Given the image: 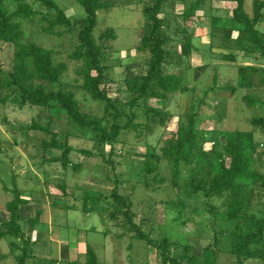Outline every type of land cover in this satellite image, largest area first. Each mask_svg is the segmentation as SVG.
<instances>
[{
    "label": "rangeland",
    "instance_id": "obj_1",
    "mask_svg": "<svg viewBox=\"0 0 264 264\" xmlns=\"http://www.w3.org/2000/svg\"><path fill=\"white\" fill-rule=\"evenodd\" d=\"M22 1L26 10L31 9L30 14L16 15L12 19L19 22L23 31L21 44L35 42L52 51L55 64H65L60 81L50 87L73 91L81 112L98 119L109 129L116 112L120 113V125L126 124L130 118L134 119L135 124L145 125L122 129L116 141L107 143L99 140L100 132L74 122L55 100L50 103L48 114L30 104L18 109L16 106H20L21 95L7 86V71H4L13 67L15 50L0 41V182L8 185L6 190L0 188V212L5 215L7 212L10 218L0 224V229L7 230L12 225L9 205L15 203L18 196L27 204L31 203L28 208L33 214L31 219L41 217L43 210L48 214L50 210L54 213L80 214L82 219L74 217L79 222L78 226L92 225L95 230L91 237L99 249H95L98 264H241L234 253L236 245L250 229L256 228L252 215L264 220V188L259 187L261 179L255 181L250 175L240 179L244 184L241 195L244 205L236 218H229L225 214L229 193L207 197L203 192L187 194L184 190L185 178L198 164L202 152L207 153L200 160L204 173L220 170V154L226 152L225 144L229 140L247 148L251 159L250 171H256L264 178V129L251 122L253 118L264 117V90L260 95L252 94L261 103L251 107L244 101L246 92L242 89L236 92L229 88L220 89L224 84L230 86L225 83V66L222 62L245 54L238 41L247 36L244 25L232 35L235 41L225 44L223 38L225 19H228L226 23L232 20L237 2L230 1L233 8L229 11L232 15L226 17L225 9L214 15L216 22L213 28L205 29L203 25L201 30L195 29L202 42L192 47L187 44L190 41L189 29L196 25L197 17L204 15L198 13L197 8L194 14L189 13L190 6L197 0L176 2L172 7L164 5L159 14L164 20L160 32L168 36L165 43L169 50L167 57L175 62L165 64L164 70L179 73L178 69L184 65L196 66L197 76L203 80L196 84L188 72L186 81L192 87L178 97L173 95L170 111L175 114L174 117L171 114L164 125L155 127L147 109L152 105L159 107L160 101L149 99L148 103L131 109L133 91L127 85L128 81L145 74L148 69L150 54L140 52L138 46L141 37L147 35L151 28L143 14L144 8L155 4V0H112L110 8L98 11L94 37L102 45V64L105 68L103 86L112 97L115 108L93 99L83 88L84 75L81 71L84 61L72 55L81 48L80 31L83 25L78 22L72 26L53 24L58 16L55 8L40 0ZM55 1L73 22L86 16L85 8L77 0ZM259 1L264 3V0ZM213 2L225 8L222 0ZM19 5L17 0H3V6L7 7L9 13L17 10ZM244 10L253 17L254 0H244ZM111 28L116 31L117 38L101 40V35ZM257 28L264 37V18ZM259 51L250 49V52H254L252 56L255 52L260 55ZM29 70H33L31 63ZM228 72L236 78V69H229ZM93 73L96 71L93 70ZM215 73L218 82L213 79ZM22 80L29 86L41 81L29 74L23 76ZM6 99L7 102L3 103ZM166 104L168 109L169 101ZM12 108H16L14 112ZM191 114L194 116L198 141L193 159L181 162L180 178L175 179L172 162L163 154L162 147L170 144L173 132L181 125L188 124ZM34 121L47 126L51 133L30 129ZM147 124L152 127L147 128ZM139 131L142 132L141 136L137 134ZM3 133H7L8 137ZM17 137L20 152L12 148V144H17L13 142ZM52 142L64 146H54ZM67 146L71 149L64 155ZM6 150L11 154L4 153ZM225 158L229 163L228 156ZM36 171L42 176L33 182L31 179ZM115 190L131 200L134 221L142 226L152 241L141 239L138 232L132 229L130 220L120 210L113 195ZM91 213L94 214L93 218L87 219ZM73 231L77 235L84 233L77 227H73ZM9 243V236L0 241V260L4 264L14 262L13 256L8 260L1 257L2 252H9ZM259 247L264 249V242L249 244L251 249ZM165 248L166 254L177 262H165ZM242 264H264V257L244 258Z\"/></svg>",
    "mask_w": 264,
    "mask_h": 264
},
{
    "label": "trees",
    "instance_id": "obj_2",
    "mask_svg": "<svg viewBox=\"0 0 264 264\" xmlns=\"http://www.w3.org/2000/svg\"><path fill=\"white\" fill-rule=\"evenodd\" d=\"M17 1L20 2L18 9L9 13L7 7L3 6V0H0V41L12 46L15 50V62L13 67L9 71L4 70V68H1V70L7 71L5 77L7 86L10 87L13 92L18 91L19 95H21V107H24L25 104H30L33 105L32 107L40 108L41 112L47 113L50 103L55 100L60 108L66 110L68 116L74 122L83 128H91L100 132L99 140L107 143L116 141L122 129H132V126L145 125L142 123L135 124L133 118L126 121V124L120 125L118 120L120 118V113L116 112L109 129L102 125L98 119L88 117L81 112L78 99L73 91L51 88L50 85L53 86L60 81L61 74L65 69V64H55L52 51L37 45L35 42L21 44L20 39L23 35V31L20 29L19 22H14L12 19L16 15H29L31 9L26 10V5L23 1ZM40 1L58 11V16L53 20V24L72 26L78 22L83 25L80 31L81 48L75 50L72 54L73 57L84 61L83 70L81 71L84 75L83 88L93 99L106 102L115 108L116 106L112 97L103 86L105 68L102 64V45L97 42L94 37V32L98 25V11L100 9L110 8L112 2L110 0H77L85 8L86 16L73 22L67 17L65 11L55 0ZM168 1L169 0H155V4L148 5L144 8L143 14L147 22L151 24V28L147 35L141 37L138 50L150 54L148 69L145 74L135 76L133 81L127 82L129 89L133 91V97L130 100L131 109L142 103H148L149 99H157L160 101L159 107L152 105L150 106L151 108L149 107L147 109V114L150 115L149 118L152 120V124L153 126L155 125V127L164 125L170 117L171 113L167 109L166 102L170 100L171 95L177 92H185L190 89L189 86L184 83L179 73H168L164 70L165 64H175V62L168 60L167 57L169 50L165 47V43L168 41V36H164L160 32L164 20L159 14ZM202 1L203 0H197L193 3L189 8L191 10L189 13L194 14V10ZM235 1L237 2V6L233 10V18L231 21L234 24H239L240 29L241 25H244L243 30L247 32V36L241 39L239 38V44L245 49L244 53L246 55H252L254 52H250V49H254L255 51L260 50V55L255 52L258 59L264 58V37L260 35L259 29L257 28V24L264 18V12L262 11L264 3L259 0H254V15L250 17L244 10V0ZM106 38H117L114 28L103 33L100 37L101 40ZM187 42L189 46H192L191 41ZM251 44L253 45L252 47H250ZM30 63L33 67L32 71L29 70ZM93 70L96 71L95 74ZM28 74L41 79V81L34 86H29L22 80L23 76ZM213 79L215 82H218L217 73H215ZM227 83L230 84V86L224 84L225 86H221L220 89L229 88L232 92L237 91V86L234 83ZM243 99L247 105L251 107L261 102L260 99L252 95V93L244 94ZM133 116H135V113H133ZM188 118H190L188 124L186 126L181 125L177 131L173 132L170 144L162 147L163 154L172 162L173 177L175 179L180 178L181 162H188L193 159L194 149L198 141L197 132L194 128V116L191 114ZM251 122L253 125L261 126L264 129V117L253 118ZM146 127L151 128L152 126L147 124ZM30 129H42L45 132L51 133V130L47 126H43L36 121L31 124ZM137 134L141 136L142 132L139 131ZM52 145L64 146L57 142H52ZM70 149L71 147L67 146L64 150V155L68 154ZM225 151L226 152L220 154V170L218 172L208 170L206 173L203 171L200 160L206 157L207 153L202 152L199 156L200 160L198 164L193 168L191 174L185 178L184 190L187 194L203 192L207 197L222 196L225 193H229L230 199L225 214L229 218H236L240 216L244 205L243 199H241L244 184L240 179L249 175L255 181L261 179L262 183L259 187L264 188V178L261 177L258 172L250 171L251 159L247 148L243 145L234 140H229L225 144ZM225 156H228L229 163H227ZM152 167L154 168V166ZM201 174L202 176H200ZM113 195L120 205V210L123 211L124 215L130 220L132 229L138 232V236L141 239L149 240L142 226L134 221L131 211V200L120 194L117 190L114 191ZM22 202L25 201L20 200L17 196L16 202L9 205L11 211L10 223L12 225H10L7 230L0 229V237L6 234L16 236L23 235L18 222L19 203ZM252 217L256 224V228L250 229L246 235L243 236V240L238 242L236 249H234V253L237 254L238 258L241 260V264L244 258L264 257L263 248H249L250 243L261 244L264 242V220L256 218L255 215H252ZM149 241L152 240L150 239ZM26 246L25 244L24 254L18 257L20 264H25ZM166 253L165 248V262H177L176 259L170 258ZM87 256V261L84 264L99 263L96 251L93 247H89Z\"/></svg>",
    "mask_w": 264,
    "mask_h": 264
},
{
    "label": "crops",
    "instance_id": "obj_3",
    "mask_svg": "<svg viewBox=\"0 0 264 264\" xmlns=\"http://www.w3.org/2000/svg\"><path fill=\"white\" fill-rule=\"evenodd\" d=\"M186 1L187 0H169L166 3V5L172 7L173 3L176 2L184 3ZM222 1L225 2V8H220L216 6L213 0H203L202 3L198 5L196 11L204 15L200 18L197 17L195 21L196 27L192 26L190 29L188 28L189 30H191L189 37H190V41L192 42V46L193 44L199 45L202 42L201 36L196 35L195 29L200 28L201 30L203 25H204L203 28L205 29L213 28V25L216 22V20L213 19L214 15L223 9H225L226 17L232 15V13H230L229 11L230 8H233L231 7L230 1H234V0H222ZM193 17L196 18V16ZM226 20L228 19H225V28H222L224 31L223 35H225L223 36L225 40V44L228 41H235V38L233 39L232 35H234L235 31H237L238 33V27L240 26L239 24H234L231 21L226 23ZM252 55L244 54L242 56L240 55L233 57V60L225 59L222 62V65L225 66V83L233 82L237 86V90L242 89L244 92H246V94L252 93L255 95H260L261 92L264 90V77H261L262 74H264V70H263L264 58L258 59L255 55L254 56ZM241 58L246 60L242 61ZM233 68L236 69V74H237L235 76L236 78H233V73L228 72L229 69H233ZM178 72L183 78L184 83L189 87L192 86L191 83L186 81V78H188L187 76L188 72L189 75L192 77L190 79H192L196 84L200 82L201 79L203 80V78L197 76L198 68L196 66L184 65L183 68L178 69ZM226 75H229L230 77H226ZM181 93L183 92H177L172 94L171 99L169 100L168 109L169 112L172 114V117H174L175 115L173 112L170 111L171 101L172 99L174 100L173 95H175L174 97H178ZM4 102H7V99L4 100L3 103ZM260 103L261 102H259L258 104ZM26 106L27 105H25L24 107ZM16 107L20 110L21 108H23L18 105ZM15 109L16 108H12L11 109L12 112H14ZM16 111L19 112L18 110ZM8 120L10 121L12 119L8 118ZM3 134L7 135L8 137L7 133H3ZM1 138L2 136L0 137V139ZM13 142L17 143L18 137L17 140L16 141L14 140ZM9 143L11 144V142ZM19 145L20 143L19 144L17 143L15 145L12 144V148H14V151L20 152L19 150H21L20 149L21 147ZM12 148H10L9 150L11 151ZM4 153L11 154V152H9L8 150H6ZM6 158H8V156ZM41 176L42 174L36 171L33 173V179L31 180H33V182H36L37 180H40ZM0 184L2 185L0 186L1 189L6 190V186L8 187L7 184L3 185L2 182H0ZM30 189L29 192H31ZM26 202H22L19 207L18 222L20 224V228L23 235L16 236L11 234H6L0 237V241L5 237L8 236L10 237L9 246L11 245V247L9 252H2L1 257H3V260L11 259L13 256L14 262L12 264H20L18 257L24 254V247L26 244L27 246H26L25 264H84L88 258L87 256L88 248L93 247L94 249H97L96 243L91 237V235H93L94 233L93 231H95L94 229H92V225L91 226L88 225L89 228L86 229V227L88 226L85 227L81 225L78 226L79 222L74 220V217L76 216L82 219L80 214L74 215L73 212L71 215L68 213L65 214V212H60V211L54 213L52 212V210H50V214H48V211L43 210V215L45 211L44 216L41 215V217L39 218L31 219V216H33V214H31V212L28 209L31 203L27 204ZM8 215L9 214L7 212L6 215L5 213L1 214L0 212V224H2V222H7L10 219ZM93 215L94 214L91 213L87 215L86 218L87 219L93 218ZM73 227H77L79 231H84V233L82 232L83 233L82 235H77V232L74 233ZM98 250L99 249H97V251ZM0 264H4V263H2V261L0 260Z\"/></svg>",
    "mask_w": 264,
    "mask_h": 264
}]
</instances>
